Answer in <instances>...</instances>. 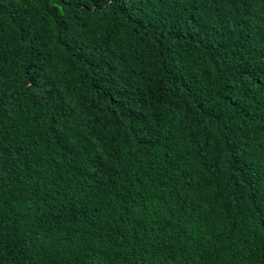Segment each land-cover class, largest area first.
Returning <instances> with one entry per match:
<instances>
[{
	"label": "trees",
	"instance_id": "obj_1",
	"mask_svg": "<svg viewBox=\"0 0 264 264\" xmlns=\"http://www.w3.org/2000/svg\"><path fill=\"white\" fill-rule=\"evenodd\" d=\"M0 264H264V0H0Z\"/></svg>",
	"mask_w": 264,
	"mask_h": 264
}]
</instances>
